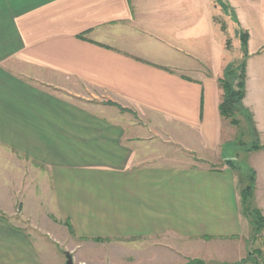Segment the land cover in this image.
<instances>
[{
  "label": "crops",
  "instance_id": "obj_1",
  "mask_svg": "<svg viewBox=\"0 0 264 264\" xmlns=\"http://www.w3.org/2000/svg\"><path fill=\"white\" fill-rule=\"evenodd\" d=\"M244 56L232 125L219 80ZM239 128L264 218V0H0V264H51L66 224L246 264Z\"/></svg>",
  "mask_w": 264,
  "mask_h": 264
},
{
  "label": "rangeland",
  "instance_id": "obj_2",
  "mask_svg": "<svg viewBox=\"0 0 264 264\" xmlns=\"http://www.w3.org/2000/svg\"><path fill=\"white\" fill-rule=\"evenodd\" d=\"M229 30L230 29H228L227 31L228 46L232 43L234 44L235 40L234 36L230 33ZM243 58L244 57H242L241 59H236L232 63H239ZM242 115L243 114L240 111L235 112L230 120L239 122L243 118ZM236 133V142L228 144L225 148V152L227 153V156L231 154L235 157L234 160L230 162V165L237 171L238 185L241 187L242 190L247 185L248 178L253 172L252 168L250 167L251 164L249 159V153L254 151L252 150L253 145L260 146V143L257 140L256 136L253 134V130H251L250 128H246V131L240 130L239 128L237 129ZM253 206L260 210L256 206L254 200V193ZM16 207L19 208L20 204H16ZM243 218L246 224L245 226H247L245 232L250 233L249 239L245 241V243H247L246 246L250 257L249 259L246 257V259L244 260L246 264H264V229L262 230L260 235L252 239V226L248 219H246L244 216ZM19 226L23 228L31 227L29 224L22 223L19 224ZM66 229L68 233L66 234L65 238H62V236H57V240H49L57 248L55 251L56 253L51 254V264H65V254H69L72 257L73 264H184L181 262L182 259L179 258L177 254L175 255V251H172L169 248L168 250L167 247H161L160 245L163 244L162 242L156 243L154 241H146V243H144L138 241L117 242L103 240L84 242L77 240L67 227ZM223 249H226V254L230 256V246H218V250L222 251ZM213 251L215 253L216 249L213 248ZM189 263L191 262L188 261L186 264Z\"/></svg>",
  "mask_w": 264,
  "mask_h": 264
},
{
  "label": "trees",
  "instance_id": "obj_3",
  "mask_svg": "<svg viewBox=\"0 0 264 264\" xmlns=\"http://www.w3.org/2000/svg\"><path fill=\"white\" fill-rule=\"evenodd\" d=\"M239 39L243 52L246 51L247 34L239 33ZM245 57L239 63L229 64L224 76L219 80L220 87L224 92L223 101L219 105V113L226 119H231L235 112H241L243 117L250 119V116L242 107V100L245 95ZM232 125H237L238 121L230 120ZM260 149L259 145H253L252 150ZM254 193V174L253 172L248 178L247 185L240 192V207L242 215L249 220L252 226V239L256 238L264 229V218L257 208L253 206ZM66 227L72 233L71 227L66 224ZM248 254V259H249ZM191 264V263H189ZM193 264V263H192Z\"/></svg>",
  "mask_w": 264,
  "mask_h": 264
},
{
  "label": "water",
  "instance_id": "obj_4",
  "mask_svg": "<svg viewBox=\"0 0 264 264\" xmlns=\"http://www.w3.org/2000/svg\"><path fill=\"white\" fill-rule=\"evenodd\" d=\"M65 264H73L72 257L69 254H65Z\"/></svg>",
  "mask_w": 264,
  "mask_h": 264
}]
</instances>
